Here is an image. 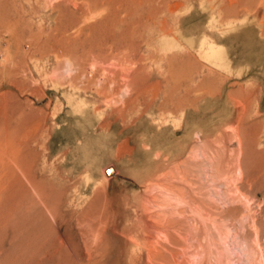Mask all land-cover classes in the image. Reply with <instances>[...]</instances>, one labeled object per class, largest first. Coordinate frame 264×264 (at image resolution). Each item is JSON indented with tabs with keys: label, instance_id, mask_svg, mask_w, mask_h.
I'll return each instance as SVG.
<instances>
[{
	"label": "rangeland",
	"instance_id": "1",
	"mask_svg": "<svg viewBox=\"0 0 264 264\" xmlns=\"http://www.w3.org/2000/svg\"><path fill=\"white\" fill-rule=\"evenodd\" d=\"M263 1L0 0V264H264Z\"/></svg>",
	"mask_w": 264,
	"mask_h": 264
},
{
	"label": "bare ground",
	"instance_id": "2",
	"mask_svg": "<svg viewBox=\"0 0 264 264\" xmlns=\"http://www.w3.org/2000/svg\"><path fill=\"white\" fill-rule=\"evenodd\" d=\"M226 1V0H225ZM231 2V1H230ZM237 2V1H236ZM264 2V1H263ZM220 3V2H219ZM259 3H260V1H259ZM262 3V2H261ZM222 5V4H221ZM228 5V4H227ZM261 5V4H260ZM259 5V6H260ZM230 6V5H229ZM217 8V7H216ZM238 9H239V7H238ZM219 11V10H218ZM221 14V13H220ZM225 14V13H224ZM246 14V10H245V12H243V15L242 16H244ZM263 15H264V13H263ZM262 15V16H263ZM232 17H234V16H232ZM237 17V16H236ZM245 18V20H246V16H244ZM225 18V17H224ZM238 18V17H237ZM237 18L235 19L236 21H237ZM210 19H211V17H210ZM216 20V19H215ZM226 21L225 22H222L223 23V25H225V26H228V28L225 30V31H229V30H236L237 29V26H235L234 25V23H233V21H231V19L230 20H227V19H225ZM240 20V19H239ZM244 20V21H245ZM255 20V19H254ZM240 21H242V20H240ZM244 21L242 22V23H244ZM238 23H240L239 21H238ZM211 24V23H210ZM207 26H210V25H207ZM249 26V25H248ZM260 26V25H259ZM203 27V26H202ZM213 27H214V25H213ZM244 27V26H243ZM255 27V26H254ZM204 28V27H203ZM224 28V27H223ZM262 28V27H261ZM263 29V28H262ZM216 30V29H215ZM220 30V29H219ZM256 31H259L258 29L256 30ZM201 33H203L202 31H200ZM216 32V31H215ZM231 32V31H230ZM229 32V33H230ZM260 32V31H259ZM181 33V32H180ZM214 33V32H213ZM217 33H219V31H218V29H217ZM232 33V32H231ZM262 33H264V32H262ZM220 34V33H219ZM228 34V33H227ZM222 35H226V34H222ZM258 35H260V33L258 34ZM246 37H248L247 35H246ZM201 38V39H200ZM199 39L200 40H198L199 41V44H200V49L201 50H203V52H202V55H204L205 54V57L211 62V63H213V64H215L216 66H218V67H223V68H226V70H227V63L229 62H226V59H225V54H224V49H223V47L221 46V45H219V44H217V43H215L213 40H211V39H208L204 34H201V37H200ZM262 39H263V37H262ZM191 41H193V40H191ZM191 41L189 42L188 41V43H191ZM162 43H163V45L162 46H164V47H166L167 49L168 48H171V47H174L175 46V43H174V41L173 40H170V39H164L163 41H162ZM193 43V42H192ZM191 43V44H192ZM194 43H195V41H194ZM190 44V45H191ZM264 44V43H263ZM177 47H179V46H177ZM226 50V49H225ZM241 60H243V59H241ZM240 60V61H241ZM69 63V61L67 62V64ZM238 63V62H237ZM69 65V64H68ZM228 66H229V64H228ZM233 66V65H232ZM229 69V68H228ZM228 71V70H227ZM232 71V70H231ZM230 71V72H231ZM234 72V71H233ZM235 73H236V70H235ZM11 160V159H10ZM15 165V164H14ZM19 169V168H18ZM20 173H21V171H20ZM21 175H23L22 173H21ZM25 178V177H24ZM27 181V180H26ZM27 183H28V181H27ZM31 187V186H30ZM32 188V187H31ZM33 190V189H32ZM40 201V200H39ZM42 203V202H41ZM44 206V205H43ZM45 207V206H44ZM46 209V208H45ZM50 214V213H49Z\"/></svg>",
	"mask_w": 264,
	"mask_h": 264
},
{
	"label": "water",
	"instance_id": "3",
	"mask_svg": "<svg viewBox=\"0 0 264 264\" xmlns=\"http://www.w3.org/2000/svg\"><path fill=\"white\" fill-rule=\"evenodd\" d=\"M108 170H110V172H111V169L110 168H108Z\"/></svg>",
	"mask_w": 264,
	"mask_h": 264
}]
</instances>
